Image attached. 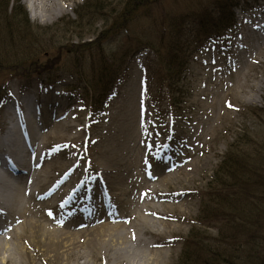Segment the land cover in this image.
<instances>
[{
  "label": "rangeland",
  "instance_id": "rangeland-1",
  "mask_svg": "<svg viewBox=\"0 0 264 264\" xmlns=\"http://www.w3.org/2000/svg\"><path fill=\"white\" fill-rule=\"evenodd\" d=\"M213 1L165 0L151 11L146 8L140 11L130 30L136 34L143 32L145 39L155 42L159 37L155 20L161 15L175 17L201 8L209 10ZM14 2L23 8L27 21L34 33L42 37L45 47L89 44L104 29L100 18H93L95 23L90 22L87 27L80 23L77 28L68 23V19L76 18V10L86 0L73 3L55 0L62 14L56 18L59 11L53 12L47 4L42 21L39 11L30 8V0H10L9 5ZM121 2L109 0L106 14L117 12L120 9L117 4ZM37 4L43 3L38 1ZM263 11L264 0L248 12L235 11L234 33L222 42L208 44L203 52L190 59L181 83L180 105L175 107L168 106L156 84V66L147 52L129 60L126 75L112 92L105 116L98 125L88 121L87 112L74 104L76 99L70 101L61 90V86L70 82L69 73L63 72L67 66L66 62L62 63L65 61L62 56H66L62 51L56 56L58 58L47 62L50 63L48 69H54L61 84L40 85L36 80L45 73L23 85L14 81L7 84V77L0 76V91L7 92L9 99L0 107V136L13 124L12 114L24 117V101L30 100L36 105L34 119L40 125L37 140L42 146L40 153L48 166L60 169L56 189L62 194L54 200L55 219L60 218L69 225L83 222L89 230L92 226H100L107 217H118L119 221L109 219L107 222L124 223L129 230L138 220V201L148 199V192L157 188L163 196L154 198L157 203H162L164 198L169 201L164 202L162 219L150 218L162 225L154 228L151 237H141L146 243H159L153 251L167 255V260L160 264H201L206 259L215 264H231V261L264 264V189L256 195V189L264 184V88L254 98L258 84L264 83V28H256L264 22ZM58 21L65 24L62 31L70 33L53 34ZM2 36L3 44H12L14 34ZM121 42L122 37L110 40L105 49L113 50ZM0 53L8 56V50ZM39 61L46 64L43 57ZM231 92L238 100L230 103L231 108L227 109L225 101ZM47 100L54 101L56 107L42 108ZM45 109L48 118L51 112L52 120L62 123L58 125L61 128L55 124L48 127ZM168 109L175 111L171 114ZM165 112L168 115L165 116ZM52 120L50 117L49 122ZM229 152H244L252 164L261 167L241 166L237 174L234 173L235 177L227 179L220 165ZM168 175L172 182L167 188L160 187ZM245 180L254 183L247 190L248 196L242 195L248 187V184L242 185ZM64 184L70 188H65ZM57 190L54 189L47 200H53ZM179 195L183 197L182 207L174 201ZM246 204L255 211L251 219L255 224L250 226L247 236H242L233 231L234 224L236 227L242 221L236 217L233 223L231 212L236 216L237 208ZM129 217L134 220H128ZM245 240L250 244L244 243ZM206 249L210 251L205 259ZM134 250L137 254L140 252L138 246H134ZM213 251L216 256H212ZM244 253L249 256L243 258ZM153 254L151 251L150 255ZM84 258L75 264H112L111 260ZM38 264L66 263L45 261ZM117 264H129V261ZM135 264L141 261L135 259Z\"/></svg>",
  "mask_w": 264,
  "mask_h": 264
},
{
  "label": "trees",
  "instance_id": "trees-1",
  "mask_svg": "<svg viewBox=\"0 0 264 264\" xmlns=\"http://www.w3.org/2000/svg\"><path fill=\"white\" fill-rule=\"evenodd\" d=\"M163 1L165 0H122L117 4L120 9L108 15L106 13L109 0H87L81 7L82 10L76 11L77 21L68 23L77 28H80V23L87 27L88 23L94 21L93 18H100L103 23V31L97 33L94 41L89 44L45 47L42 44V37L34 33L19 3L14 2L10 6V0H0V52L3 49L8 50L7 57L0 53V76L29 78L42 72L51 73L54 69H48L50 63L47 62L58 58L56 56L62 51L66 55L62 56V59L65 60L62 63L66 62V66H69L68 70H71L69 72L75 74L76 77L72 86L82 87L81 96L84 98L85 104L91 107V115L99 116L103 111L106 97L125 73L127 60L140 50L148 49L156 59L158 84L165 89L171 100H175V105H178L182 94V76L186 73L190 59L199 53L206 43L221 40L233 30L235 26L233 9H245L258 0H214L209 10L201 8L175 17L161 15L155 20L159 36L155 42L145 39L143 32L136 34L130 30L140 11L144 8L151 11L153 6L159 5ZM109 11L113 12L114 10L110 9ZM64 25L62 21L56 23L52 33L62 35ZM77 28L74 29L75 34H77ZM81 32L84 34L83 31ZM7 33L10 36L14 34L12 44H3L4 36L2 35ZM86 34L91 35L90 32ZM80 37H78L79 40L82 39ZM116 37H122L123 42L113 50H106L105 44ZM49 54L55 56L51 57ZM42 57L45 58L46 64L39 61ZM73 87H70L69 90L75 89ZM221 163V173L227 179L235 177L236 170L241 166L251 165L253 167L249 168L253 169L261 167V165L257 167L256 164H252L249 161V156L244 152L236 154L229 152L226 160ZM252 173L253 171H250V175ZM246 184L248 187L246 192L242 191V195L248 196L247 190L254 183L245 180L242 185ZM262 189H264V184L256 189V195ZM236 212V216L231 212L232 222L234 223L235 218L239 217L242 224L236 225V227L234 224L233 231L247 236L250 226L255 224L253 220L251 221L255 211L250 204H246L238 207ZM244 243L250 244V241L245 240ZM209 251L203 254V258L206 259ZM247 253H244L243 258L249 256ZM213 255L216 256L215 251L212 252ZM221 262L223 263V261ZM201 264H215V261L206 259ZM231 264L235 263L231 261Z\"/></svg>",
  "mask_w": 264,
  "mask_h": 264
},
{
  "label": "bare ground",
  "instance_id": "bare-ground-1",
  "mask_svg": "<svg viewBox=\"0 0 264 264\" xmlns=\"http://www.w3.org/2000/svg\"><path fill=\"white\" fill-rule=\"evenodd\" d=\"M38 1L43 4L39 6ZM38 1L30 0L29 6L39 11L38 17L41 21L43 12L47 11L44 9L47 4L53 12L59 11L55 14L56 18L62 14L55 0ZM61 1L73 3L75 0ZM32 16L36 18V15ZM263 88L264 83H259L254 98L262 93ZM227 97L229 98L225 104L227 109H230L229 104H234L238 99L233 92L228 93ZM52 107H56V103L47 100L42 108ZM29 108H26L23 124L19 128L16 126L0 139L1 157L6 158V163H0V264H38L45 261L75 264L84 257H95L96 261L111 260L112 264L123 260L135 264V259L141 261V264H160V261L167 260L166 254H156L153 251L159 246L158 242L146 243L141 237H151L155 233L154 228L158 224L162 225L160 221L155 222L150 218L162 219L161 215H165L164 202L169 201L164 198L162 203H157L154 198L161 195L157 188L148 192V199L138 201V220L134 221L135 226L130 225L132 227L129 230L125 228L124 223L107 222L109 219L113 222L114 219L119 221L118 217H107L100 226H92L89 230L85 226L69 225L60 218L55 219V213L52 211L54 200L62 194L56 189L60 169L59 166H48L43 159L44 155L40 153L42 146L37 141L40 125L34 120L36 110ZM50 117L52 120L51 112L48 118L45 109L44 119L48 127L62 124L58 123V119L55 120L56 123L53 120L49 122ZM169 176L171 175L165 178L160 187L167 188L170 185L172 180H169ZM112 185V189L116 190L115 185ZM64 186L70 188L65 184ZM54 189L57 192L53 200H47V196H50ZM182 199V195H179L174 200L177 206L184 205ZM132 219L134 220V217H129L128 220ZM134 246L139 247L138 254ZM151 251L154 252L153 255H150Z\"/></svg>",
  "mask_w": 264,
  "mask_h": 264
}]
</instances>
